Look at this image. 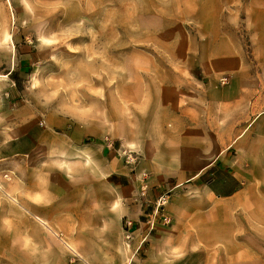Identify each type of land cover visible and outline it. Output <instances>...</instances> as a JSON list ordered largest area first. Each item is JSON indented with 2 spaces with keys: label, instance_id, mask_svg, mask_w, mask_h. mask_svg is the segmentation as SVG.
I'll use <instances>...</instances> for the list:
<instances>
[{
  "label": "rangeland",
  "instance_id": "374dc122",
  "mask_svg": "<svg viewBox=\"0 0 264 264\" xmlns=\"http://www.w3.org/2000/svg\"><path fill=\"white\" fill-rule=\"evenodd\" d=\"M225 154L253 171L235 194ZM159 192L162 232L250 225L264 250V0H0V264H117Z\"/></svg>",
  "mask_w": 264,
  "mask_h": 264
},
{
  "label": "crops",
  "instance_id": "0c3cea01",
  "mask_svg": "<svg viewBox=\"0 0 264 264\" xmlns=\"http://www.w3.org/2000/svg\"><path fill=\"white\" fill-rule=\"evenodd\" d=\"M182 143L187 144L185 146L181 145ZM240 143L241 140L239 139L238 144ZM189 145H191V142L188 141H174L171 143L170 151L174 152L173 150H176L177 147H182L180 150L185 152V155L176 168L193 178L200 175L201 171L211 165V163L208 165L197 164L196 152L192 153L193 150H191ZM215 162L223 166L222 168L226 170L230 179L234 182L232 187L229 188L227 195L237 193L241 176L253 173L250 167L242 166L241 162L237 160L229 161L226 154L218 156ZM57 164H60V162H56ZM207 189L211 192L213 191L208 185ZM200 202L201 204L195 205L197 212L204 209L203 202ZM180 206L185 207L186 205L182 201ZM167 213L169 214V212ZM158 226L159 224H156L154 230L150 231L144 222L139 223L138 226L135 224L133 239L129 242L124 241L128 247L123 248L122 257L118 261L116 260L117 264H176L180 262L186 264V260L190 256L195 255H212L206 263L203 262L202 264H252L253 255L264 254V250L261 247H253L252 245L253 235L250 225L244 226L243 236L239 235V231L242 230L241 227H231L229 233L224 234L223 237L219 232H215L208 238L198 233L183 235L173 232H162V230H159L161 227L158 228ZM216 230H219L218 227L215 228ZM240 240H243V242ZM154 242H160L163 245L159 248L153 247L152 244ZM71 252L70 250L67 251L56 247V264H105L102 259L94 260L89 252L83 251L78 254ZM105 254L108 255V253ZM178 255L186 257L184 259L173 257ZM111 263L112 259L108 260L106 264Z\"/></svg>",
  "mask_w": 264,
  "mask_h": 264
},
{
  "label": "built area",
  "instance_id": "2783aa9c",
  "mask_svg": "<svg viewBox=\"0 0 264 264\" xmlns=\"http://www.w3.org/2000/svg\"><path fill=\"white\" fill-rule=\"evenodd\" d=\"M125 160L127 162H133L134 157L131 152L124 151ZM145 179L146 174H143ZM148 185L147 183H143L140 189V194L144 196L148 192ZM168 194L166 192H159L154 199L153 208L151 212H148L144 215L145 220L143 221L146 223L148 229L151 231L155 228V225L158 223H162L168 225L171 223V216L165 211V205L168 202ZM142 223V222H140ZM135 231V226L133 221L129 219H125L123 223V232H124V239L126 242H129L133 239V233Z\"/></svg>",
  "mask_w": 264,
  "mask_h": 264
}]
</instances>
